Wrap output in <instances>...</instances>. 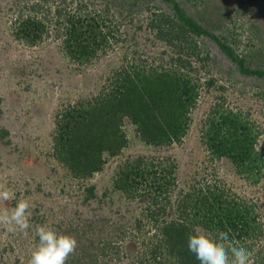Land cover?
<instances>
[{"label":"trees","instance_id":"obj_1","mask_svg":"<svg viewBox=\"0 0 264 264\" xmlns=\"http://www.w3.org/2000/svg\"><path fill=\"white\" fill-rule=\"evenodd\" d=\"M161 1L168 3L169 9L152 18L151 27L158 38L172 46L175 55L154 63L140 60L134 52L107 77L93 98L71 103L56 116L53 157L76 178L86 179L101 171L106 155L117 156L128 146L123 129L126 119L137 126L147 145L180 143L192 125V113L204 89L209 91L216 82L213 76L203 81L200 73L210 60L219 72L244 76L264 95V28L249 19L246 26L250 35L243 40L232 25L241 20L245 23L254 0H232L230 5L224 0L204 2L218 10L211 16H204L206 10L199 8L190 12L185 3L198 7L194 0H184V4L181 0ZM70 2L17 0L19 13L11 14L14 37L30 46L42 42L51 33L48 22L53 12L55 36L72 59L85 64L99 52L105 54L120 39L115 33L120 27L111 26L98 13L68 12ZM127 2L112 0L115 5L127 6ZM222 4L225 7L221 9ZM193 59L200 63L199 68ZM260 134V127L243 110L216 102L204 121L202 142L212 157L228 159L238 173L256 184L264 174ZM177 168L172 157L133 156L122 163L114 179L115 189L126 199L142 195L150 221L158 222L164 214L171 216L157 227L150 251L157 264H199L187 250V238L196 227L213 235L228 232L230 240L252 253L254 264H264V228L256 204L227 194L220 185L206 183L192 190L182 189L173 206L172 197L178 191ZM95 196L94 186L88 187L87 197ZM85 256L74 258L72 263L106 264L98 252Z\"/></svg>","mask_w":264,"mask_h":264},{"label":"rangeland","instance_id":"obj_2","mask_svg":"<svg viewBox=\"0 0 264 264\" xmlns=\"http://www.w3.org/2000/svg\"><path fill=\"white\" fill-rule=\"evenodd\" d=\"M16 1L0 0V187L10 188L16 194V200L0 202V210H10L17 200L29 199L33 229L24 234L0 227V264H28L38 245L34 233L37 225L51 226L61 234L76 238L78 247L67 264H73L74 258L80 257V260L97 252L106 264L136 261L157 264L150 251L160 221L171 216L164 214L158 222L150 221L142 195L126 199L114 187L122 163L139 155L172 157L176 161L178 191L172 197L173 206L182 189L217 184L227 194L255 203L264 228V174L258 183H252L228 159L212 157L202 142V129L210 107L216 102H225L234 110H243L260 127L258 146L264 152V95L259 86L244 76L219 72L210 60L200 73L203 81L213 76L216 82L209 91L204 89L192 113V125L180 143L161 147L147 145L141 140L137 126L126 119L123 129L128 146L117 156L106 155L101 171L86 179L76 178L53 157L57 114L71 103L93 98L107 77L134 52L140 60L154 63L175 55L172 46L158 38L151 27L152 18L168 10V3L128 0L126 6L115 5L112 0H71V5L66 7L68 12L98 13L111 26L120 27L115 31L120 38L117 43L105 54L101 51L91 61L80 64L71 58L61 39L56 38L53 12L49 15L52 21L48 22L51 33L46 39L35 46L17 40L13 35V17L19 13ZM194 1L200 5L185 3L190 6V12L196 8L206 10L204 16L218 12L204 3L212 0ZM224 1L230 5L232 0ZM253 2L255 6L246 14L245 23L241 20L232 24L235 34L243 40L250 35L246 26L249 19L264 28V0ZM224 7L222 4L221 9ZM193 62L195 67H200L199 62L194 59ZM90 186H94L96 193L92 199L87 197ZM171 212L175 216L176 210L172 208ZM196 228L203 231L201 227ZM103 250L106 255L102 254Z\"/></svg>","mask_w":264,"mask_h":264},{"label":"clouds","instance_id":"obj_3","mask_svg":"<svg viewBox=\"0 0 264 264\" xmlns=\"http://www.w3.org/2000/svg\"><path fill=\"white\" fill-rule=\"evenodd\" d=\"M16 200L10 188L0 187V202ZM33 215L29 199L17 200L15 206L0 210V227L9 232L27 234L33 225ZM38 245L32 251L28 264H67L78 247L76 238L61 234L54 227L37 225L34 228ZM187 250L195 256L199 264H254L252 253L229 238V233L217 231L215 235L194 230L187 238Z\"/></svg>","mask_w":264,"mask_h":264}]
</instances>
